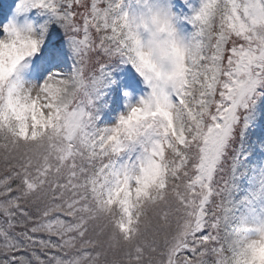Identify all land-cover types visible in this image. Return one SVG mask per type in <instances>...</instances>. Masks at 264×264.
<instances>
[{
    "label": "snow or ice",
    "instance_id": "snow-or-ice-1",
    "mask_svg": "<svg viewBox=\"0 0 264 264\" xmlns=\"http://www.w3.org/2000/svg\"><path fill=\"white\" fill-rule=\"evenodd\" d=\"M189 22L185 40L151 0H0V264H264V221L233 238L221 201L264 89V0ZM125 87L144 94L102 126L100 90Z\"/></svg>",
    "mask_w": 264,
    "mask_h": 264
},
{
    "label": "rangeland",
    "instance_id": "rangeland-1",
    "mask_svg": "<svg viewBox=\"0 0 264 264\" xmlns=\"http://www.w3.org/2000/svg\"><path fill=\"white\" fill-rule=\"evenodd\" d=\"M156 8L168 10L173 16V23L178 34L185 40L189 39L194 31L189 18L199 7L200 0H151ZM147 38V33L143 34ZM127 70V71H125ZM124 75V83L131 86L139 83V88L146 86L141 77L130 66L119 69ZM127 93L125 96L124 93ZM255 103L246 111L240 125L232 137L224 169L228 171V186L224 195L223 204L228 209L229 223L233 226L239 219L247 217L264 221V91ZM143 91L132 87H125L123 91L114 95L107 88L100 90L99 103L104 104L99 114V121L114 120L126 106L135 103L143 95ZM109 109L111 114L109 115ZM236 133L238 138L235 139ZM234 146V150L232 147ZM225 175V171H224Z\"/></svg>",
    "mask_w": 264,
    "mask_h": 264
},
{
    "label": "clouds",
    "instance_id": "clouds-1",
    "mask_svg": "<svg viewBox=\"0 0 264 264\" xmlns=\"http://www.w3.org/2000/svg\"><path fill=\"white\" fill-rule=\"evenodd\" d=\"M260 220H254L247 217L239 219L232 226V236L233 238L239 233L240 235L247 236L246 243H251L252 241L259 240V235L255 232V228L259 225ZM260 255H264V249H261Z\"/></svg>",
    "mask_w": 264,
    "mask_h": 264
},
{
    "label": "trees",
    "instance_id": "trees-1",
    "mask_svg": "<svg viewBox=\"0 0 264 264\" xmlns=\"http://www.w3.org/2000/svg\"><path fill=\"white\" fill-rule=\"evenodd\" d=\"M124 66H126V65H121L120 66V68H122V67H124ZM128 66H130V68H131V65H128ZM133 71L135 72V70L133 69ZM136 73V72H135ZM137 74V73H136ZM139 76V75H138ZM142 79V78H141ZM236 138H238V135H237V133H236V136H235V139ZM232 149L234 150L235 148H234V146L232 147ZM229 159L227 160V161H225V164H227V163H229ZM227 170V167H226V169H225V175H224V177H225V181H226V188H227V186H228V171H226ZM226 191V190H225ZM224 195H225V192L222 194V196H221V201H222V203L224 202Z\"/></svg>",
    "mask_w": 264,
    "mask_h": 264
}]
</instances>
